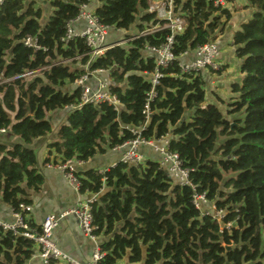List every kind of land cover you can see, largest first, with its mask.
I'll return each mask as SVG.
<instances>
[{"label":"trees","instance_id":"obj_1","mask_svg":"<svg viewBox=\"0 0 264 264\" xmlns=\"http://www.w3.org/2000/svg\"><path fill=\"white\" fill-rule=\"evenodd\" d=\"M91 1L5 0L0 6V130L21 139L13 145L0 141V198L18 208L30 203L31 191L40 190L44 174L30 145L54 132L48 115L66 109L57 139L49 143L61 162H85L137 137L169 136V151L190 171L191 185L174 182L153 160L119 161L105 174L76 171L82 192L101 193L93 203L95 232L107 237L100 245L101 264H117L126 255L134 264H264V0H249L251 18L233 34L244 77L232 83L226 112L207 100L202 73L184 72L180 65L186 52L224 32L232 14L213 0H174L186 28L175 35L176 59L162 68L157 85L152 83L156 56L147 48L165 43L169 29L128 40L91 60L90 70L110 71L119 110L108 103L81 104L75 81L87 71L68 59L83 54L81 65L86 64L90 48L81 38L68 44L61 38ZM97 1L94 13L110 28L137 25L141 32L164 23L149 10L150 0ZM41 2L52 6L49 15ZM28 36L40 49L24 43ZM41 68L37 76L19 77ZM152 90L148 118L144 110ZM195 193L205 194L222 216L198 208ZM34 245L0 226V264H25Z\"/></svg>","mask_w":264,"mask_h":264},{"label":"built area","instance_id":"obj_2","mask_svg":"<svg viewBox=\"0 0 264 264\" xmlns=\"http://www.w3.org/2000/svg\"><path fill=\"white\" fill-rule=\"evenodd\" d=\"M4 1L5 0H0V6ZM229 1L230 0H213L215 6L224 8L228 6ZM173 2L174 0H161L158 3L150 5L149 10L156 14L155 18L158 20H164V23H158L149 26L141 32L131 35V37L127 39V41L137 39L139 37L153 34L163 29L170 30V35L167 37L165 43H163L159 47L147 48L156 56V71L153 74L152 78V83L154 86L159 83L160 78L163 76L162 68L167 67L173 60L176 59V56L173 52L175 35L184 32L186 28V20L182 15L175 12V6ZM79 19H84L87 22V27L83 32H77L73 27V23ZM109 31L110 27L100 22L94 11L87 10L86 5L82 7L81 12L75 19L68 22L66 33L61 38V41L65 44H68V42L71 40L81 38L90 48L88 52L90 60L86 64L81 65L82 67L86 68L87 72L75 81V84H78L81 87V104L108 103L110 105H113L115 109L119 110L121 108V103L117 95L112 93L111 91L112 83L110 80H108L107 78L100 79L98 86L95 89L87 83L89 77L95 75L98 72L107 71L103 69H97L93 71L90 70L89 65L91 60L95 59L98 56L104 55L109 48L119 44H125L127 42H114L108 45L106 43V39ZM24 43L29 47L40 49L38 41L31 36L26 37L24 39ZM219 51V46L215 41H210L204 45L199 46L195 50L196 57L194 59L189 62L181 61L180 65L182 67V70L184 72H199L203 69H206L207 67L213 66L217 59L216 57H218ZM188 52H186L185 55ZM82 57L83 54L76 56L75 60L73 58L68 59V62L76 61L78 63H81ZM61 62L62 61H59L57 63ZM44 68L36 70H26L19 77L25 79L32 78L39 75ZM155 94L156 93L153 90L149 93V99L144 110V113L148 118L151 115L149 101ZM0 131H5V129H1ZM155 142L158 146H160V151L164 156V161L169 166L170 175L177 178V180H179L178 183L181 185H191L192 183L190 180V171L183 167L179 154L176 152H171L168 149L169 136L156 140H144L143 138L137 137L125 142L122 146H126L127 149L121 158L122 161L133 163L136 165L145 162V158L138 151V148L141 144H154ZM78 163H82V161L69 159L64 162H60L58 164V167L64 172L69 182L77 190H80L81 181L76 175V164ZM106 171L107 170H98V172L101 174H105ZM97 196L98 193H93V195L90 196L89 199L79 203L76 207L67 212L75 215L83 232L90 238L95 240L98 234H96L95 232V230L97 229V225H95L93 218V203L97 200ZM193 198L194 204L200 209L203 208V203L207 201L205 194L195 193ZM31 210L32 206L30 204L24 202L20 203L18 208H12L15 218L14 222L9 223L0 220V226L6 230H12L14 234H19L33 240L35 244L39 246V255L42 259V264H52L53 261L62 262L64 264L102 263L105 253L99 248L94 253L93 259L87 263H82L69 256L67 253L63 252L57 247L52 239L53 230L58 225L60 216L50 214L45 218L41 226H33L27 219L28 213H30ZM215 214L221 217L223 213L216 212Z\"/></svg>","mask_w":264,"mask_h":264},{"label":"crops","instance_id":"obj_3","mask_svg":"<svg viewBox=\"0 0 264 264\" xmlns=\"http://www.w3.org/2000/svg\"><path fill=\"white\" fill-rule=\"evenodd\" d=\"M160 1L161 0H156L155 2L158 3ZM98 5H100V2L92 0L87 5V10L95 11ZM227 8L231 10L230 12L232 14L231 18L228 20L229 24L227 22L228 25L226 24L225 26V33H227L226 35H228L229 38H222L225 35L224 33L223 35L220 34L222 36L219 43L218 37L220 35L215 39L220 47L217 60L224 65V69H222L221 73L218 75L216 73L217 76H215L214 79L219 80L216 85L217 88L214 89V87H211L209 89L210 96H207L209 102L218 104H221L220 102L229 101H226V94L229 95V99L231 100V97L234 95L231 87L232 83L241 82L244 77L243 73L239 70L241 59L236 56L235 46L231 43L234 32L241 27L242 23L248 21L252 15V9L248 7V0H230ZM73 27L77 32H83L87 27V22L84 19H79L73 23ZM137 29L138 27L135 25L134 28H132V32H136ZM125 40V36H123V32L120 29L113 30V28H110L106 43L109 45L114 42H122ZM195 57V50H190L182 57V61L189 62ZM202 72V74L208 73L206 69H203ZM231 73H233V75H231ZM205 77L204 78L208 80L212 79L211 74H207ZM104 78L110 80L111 83L113 82L110 71H102L89 77L87 83L95 89L98 86L99 80ZM75 85L79 86L78 84ZM66 115V109L51 112L48 117L53 124L54 132L48 136L35 139L30 145L36 150L39 168L44 174V183L40 190L31 191L29 193V204L32 206V210L28 213L27 219L33 226L39 227L48 215L54 214L60 216L58 225L53 230V241L59 249L72 258L82 263H87L93 259L94 253L98 248L100 249V245L107 237L104 234H98L96 240L90 238L80 228L76 216L67 213L79 203L89 199L93 193L77 190L66 178L64 172L58 167V164L61 162V155L54 150L50 153L49 143L57 139V128L65 121ZM0 141L8 145H13L20 142L21 139L6 130L0 131ZM126 149V146L108 148L105 152L97 153L88 161L76 164V171L81 174V176H85V172L90 169L98 171L100 169L115 166L121 160ZM138 151L144 156L146 161L153 160L160 162L170 174L169 166L165 163L164 156L160 151V146H158L156 142L154 144H141ZM172 179L176 183L179 181L174 176H172ZM106 190L107 188L105 187L102 192ZM100 194L101 193L97 196V201L99 200ZM0 220L9 223L15 220L12 208L5 203L2 198H0ZM25 264H42V259L39 255V246L37 244L34 245V253ZM55 264L64 263L56 261ZM117 264L134 263H131L129 261V256L126 255L119 259Z\"/></svg>","mask_w":264,"mask_h":264},{"label":"rangeland","instance_id":"obj_4","mask_svg":"<svg viewBox=\"0 0 264 264\" xmlns=\"http://www.w3.org/2000/svg\"><path fill=\"white\" fill-rule=\"evenodd\" d=\"M151 1V5L152 4H154V3H157V2H155L156 0H150ZM41 4V6L43 7V9H44V16H46V15H49V13H51V9H52V6L50 5V3H49V5L46 3V2H41L40 3ZM250 6V1L248 0V7ZM250 8V7H249ZM231 11V10H230ZM228 24H229V21H228ZM227 24V25H228ZM134 26L135 25H133L130 29H120L122 32H123V36H125V39H127V37H128V35H133V34H136V33H139L140 31H138V29H137V31L136 32H132V28H134ZM226 28V27H225ZM112 29V28H111ZM116 28L115 27H113V30H115ZM112 33V32H111ZM225 33V29H224V32L222 33V35ZM227 33H225V35H224V37H222V38H225V39H228L229 38V36L228 35H226ZM222 35H220L219 37H218V43L221 41V36ZM217 39V38H216ZM125 41H127V40H125ZM215 42H217L216 40H215ZM219 49H220V47H219ZM217 58V57H216ZM75 62V61H74ZM72 64H73V62H72ZM77 65H80L81 66V63H78L77 62ZM222 69H224V65L223 64H221L217 59H216V61H215V64L213 65V66H210V67H207L206 68V70H207V74H211V76H212V79H205L206 77L205 76H207V74H202L203 75V79H204V81H205V87H206V97L207 96H210V92H209V89L212 87H214V89L215 88H217L216 87V85H217V83H218V79H214V77L215 76H217L219 73H221V71H222ZM232 69V68H231ZM234 71V70H233ZM232 72V71H231ZM198 73H203L202 72V70L200 71V72H198ZM216 73H217V75H216ZM231 75H233V73H231ZM230 75V76H231ZM205 77V78H204ZM221 80H223V79H221ZM1 82H3V80H0V83ZM226 96V101L227 100H229L230 101V99H229V95L228 94H226L225 95ZM221 104H219V105H221V107H222V109H223V111L224 112H226L227 110V106H228V104H227V102H220ZM218 104V103H217ZM223 139H225V136H220V138H219V141H222ZM203 208H202V210H204V211H206V212H209V213H216V211H215V207H214V205H213V203H211L210 201H206V202H204L203 203V206H202Z\"/></svg>","mask_w":264,"mask_h":264},{"label":"bare ground","instance_id":"obj_5","mask_svg":"<svg viewBox=\"0 0 264 264\" xmlns=\"http://www.w3.org/2000/svg\"><path fill=\"white\" fill-rule=\"evenodd\" d=\"M122 161V159L120 160ZM123 162V161H122ZM124 163H128V162H124ZM133 164V163H132ZM109 168H105V169H101V170H108Z\"/></svg>","mask_w":264,"mask_h":264}]
</instances>
